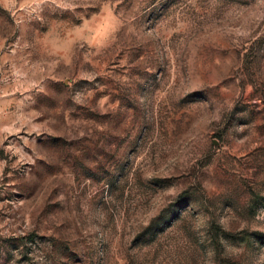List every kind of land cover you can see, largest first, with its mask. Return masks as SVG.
<instances>
[{
  "label": "rangeland",
  "instance_id": "374dc122",
  "mask_svg": "<svg viewBox=\"0 0 264 264\" xmlns=\"http://www.w3.org/2000/svg\"><path fill=\"white\" fill-rule=\"evenodd\" d=\"M0 264H264V0H0Z\"/></svg>",
  "mask_w": 264,
  "mask_h": 264
}]
</instances>
